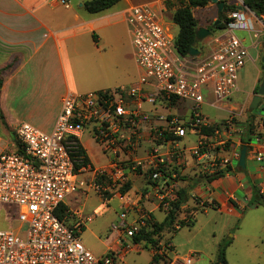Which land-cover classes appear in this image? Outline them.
I'll return each mask as SVG.
<instances>
[{
	"label": "built area",
	"instance_id": "built-area-1",
	"mask_svg": "<svg viewBox=\"0 0 264 264\" xmlns=\"http://www.w3.org/2000/svg\"><path fill=\"white\" fill-rule=\"evenodd\" d=\"M37 1L66 9L72 4V0ZM219 1L227 8L225 29L214 34L208 54L200 58L179 53L175 37L162 22V13L150 5L131 7L127 24L135 61L142 72L137 83L129 88L81 95L69 91L62 97L51 132L30 123H22L17 128L21 152L0 154V264H122L130 252L138 251L133 238L148 227L152 218L139 203L132 204L122 189L132 176L149 171L151 184L147 190L156 193L166 210L179 199L180 191L178 177L168 175L165 159L156 150L148 166L136 158H121L139 148L142 126L152 118L142 105H154L157 98L191 101L189 121L171 123L174 136L184 138L187 132L195 133L201 127L212 125L202 115V105L208 103L219 109L239 90V74L249 53L236 31H253L255 23L261 20L247 5L250 0ZM236 122V116L230 114L223 127L216 131L223 134L217 144L202 137L193 148V155L204 157L216 146L224 150L230 141L229 133L236 130ZM255 126L258 130L252 135L253 144L264 143V133L260 131L264 125L255 123ZM88 128L92 129L93 138L107 159L103 166L86 163L80 154V139ZM164 131L155 129L154 137L167 141ZM254 158L264 164V153L257 152ZM231 166L229 156L215 158L213 171L207 175ZM88 191L100 197L126 199L120 222L110 227L111 232L130 240L124 241L121 250H110L102 256L94 254L81 240L86 224L93 217L85 218L82 213L69 209L66 211L71 217L69 224L57 216L67 198ZM160 246L155 252L160 256L173 252L171 242ZM193 255L176 256L170 264H192Z\"/></svg>",
	"mask_w": 264,
	"mask_h": 264
},
{
	"label": "crops",
	"instance_id": "crops-1",
	"mask_svg": "<svg viewBox=\"0 0 264 264\" xmlns=\"http://www.w3.org/2000/svg\"><path fill=\"white\" fill-rule=\"evenodd\" d=\"M74 2H80L79 8L85 9L82 0H72V3ZM165 2L166 0H121L107 10L94 14L87 11L74 12L68 21H62L53 12V8H57L58 5H49L37 0H0V69H6L0 89V154L18 150L16 130L22 123L37 125L43 131L51 132L61 109L62 97L69 91L81 95L135 85L142 72L134 57L131 33L127 24L128 11L133 6L150 5L163 14L166 11ZM214 6L218 13L217 5L213 2L208 3L203 9L213 10ZM162 22L174 36L172 31L174 25H177L174 24L172 16L170 22L162 16ZM260 23L262 20L255 23L253 31H236V35L245 44L249 53L240 73L250 64L254 79L251 90H242L239 85L238 92L219 108L227 114L224 119L218 122L201 112L212 125L201 127L195 133L190 132L197 139L189 145L186 137L174 136L171 123L174 121L187 123L192 113V102L157 98L154 105L150 103L142 105L145 111H150L152 118L148 124L142 126L139 148L132 154L121 155L123 160L136 158L148 166L153 151L156 150L165 159L168 175L178 177L180 189L185 191L188 200L181 205L178 212V219L174 225L176 233L184 227H189H181L179 221L191 220L194 225L190 228H193L196 224L195 214L199 210L207 213L208 209H215L234 218H241L244 211L252 208L249 207V202L254 191L264 196V164L256 162L254 158L255 153H264V143L253 144L252 135L247 136L245 132V126L258 122L264 110L263 102L259 104L258 111L255 113L250 111L255 89L260 85L264 74L262 62L264 40H260L257 30V24ZM199 51L201 54L197 58L208 54ZM89 89L93 90L88 91ZM210 97L212 100V95ZM165 103L168 107L162 106ZM230 114L236 116L237 122L236 130L228 135L230 141L226 148L223 150L216 146L206 156L195 157L193 148L200 138H208L216 145L223 137V134L219 135L216 132L212 135L204 134L203 129L208 130L222 123ZM157 128L168 130V140L165 143L155 140L154 131ZM240 130L243 131L242 134L239 133ZM262 132L264 133L263 128ZM243 139H247L246 166L239 169L238 161L244 147ZM92 140L96 142L92 129L88 128L80 139L81 147L92 165L103 166L99 165V158L105 159L106 163L107 159L97 142L95 144L98 151L96 150L91 143ZM227 156L232 158V166L229 167L231 171L224 170L222 171L225 172L224 176L211 182L206 181L207 174L213 171L214 159ZM181 176L187 178L180 179ZM144 178H148L145 173L132 176L130 182H133L134 186L125 197L132 204L139 203L141 207L143 206L140 201L146 200L144 210L154 221L163 222L169 210L161 207L156 193L147 190L148 194H136L141 188L147 189L151 184L150 181L146 185L142 184ZM197 198H200V204L196 201ZM201 205L203 207H199ZM96 210L99 212L105 210V207L100 206ZM158 211L164 213L162 220L156 217ZM86 228L87 224L85 230ZM114 234L113 239L108 240L102 255L110 250H121L124 241H130L124 236ZM171 244L173 252L167 255L168 260L179 256L177 247L172 242ZM136 245L138 253L144 249L150 250L151 255L147 264H152L154 249L142 242ZM125 264L133 263L126 258ZM159 264H163V261Z\"/></svg>",
	"mask_w": 264,
	"mask_h": 264
},
{
	"label": "rangeland",
	"instance_id": "rangeland-1",
	"mask_svg": "<svg viewBox=\"0 0 264 264\" xmlns=\"http://www.w3.org/2000/svg\"><path fill=\"white\" fill-rule=\"evenodd\" d=\"M86 1L87 0H82V3H85ZM171 1L176 5L174 9L169 10L166 8V11L162 14L167 22H170L171 16L173 18V12L179 4L178 0ZM79 4L80 2L72 3L71 9L58 6L57 8H53V12L62 21H68L74 12L86 13L85 9L79 8ZM193 12L198 20L199 26H205L207 28L213 27V23L217 20L218 16H220L216 12L215 6L213 10L196 8ZM260 20H262V23L257 24V30L259 32L260 40L263 41L264 17L260 18ZM172 32L175 37L178 32V27L174 25ZM213 36L214 35L212 34L210 37L200 41V48L204 53L209 51ZM239 79V85L242 90H251L254 75L250 64L239 74ZM92 90L93 89H89L88 91ZM209 100H211V97L207 102H209ZM145 106L148 107L149 105ZM162 106L168 107V104L165 103ZM201 112L210 116L212 120L218 122L227 116L226 112L222 109L219 110L207 104L202 105ZM261 115H263L261 116L262 120L256 122L259 126L262 124L264 125V110L261 112ZM165 118L167 119L168 116ZM182 124L186 123L183 122ZM34 126L42 129L37 125ZM260 131L262 132V130ZM164 132L168 135V130ZM185 137L187 139L186 142L189 145L196 142L197 139V137L190 134V132H187ZM155 140L161 143L166 142L162 138L155 137ZM96 142H93L92 140L91 143L98 151L97 145L99 147L100 145ZM105 163V159L99 158V165H104ZM164 169L168 173V167L165 166ZM145 175L148 178H144L141 181L144 185L150 180L151 173L147 171ZM179 178L185 179L187 177L181 176ZM129 185L130 188H132L134 183L130 182ZM146 193L147 189L145 188H141L140 191L136 192V194L142 195ZM125 201L126 199H121L118 196L100 197L94 191H88L87 194L77 193L66 199V205L70 210L82 213L85 218L90 216L93 217L92 221L87 223V228L86 230L84 229L81 235V240L94 254L98 256L102 255L106 250V246L109 242L108 240L113 239L115 236L114 232L110 231V227L112 224L120 222L119 217L123 212L122 204H124ZM196 201L199 204L201 203L200 198H197ZM145 202L146 200L140 201V204L144 207ZM100 206L105 207V210H101L97 212V214H94V211ZM199 207L203 206L201 205ZM4 208L7 209L6 207ZM156 217L159 220H162L164 218V213L158 211ZM195 220L196 224L193 228L184 227L178 233H168V231H165L162 233L159 242L163 244L169 240L175 244L180 257L195 253L193 255V264H217L219 261V249L221 246L219 244L232 240L231 244L226 249V260L228 264H264V205L259 207L252 206L249 211H244V216L241 218H234L227 213L215 209H208L207 213L199 210L195 214ZM150 255V250L144 249L139 253L135 250L134 252H130L125 259L127 258V260H130L133 264H147ZM125 259L122 264H125ZM164 259L167 258L164 257Z\"/></svg>",
	"mask_w": 264,
	"mask_h": 264
},
{
	"label": "trees",
	"instance_id": "trees-1",
	"mask_svg": "<svg viewBox=\"0 0 264 264\" xmlns=\"http://www.w3.org/2000/svg\"><path fill=\"white\" fill-rule=\"evenodd\" d=\"M121 0H87L84 3V8L87 12L89 13H98L104 10H107L117 3H119ZM210 0H178V6L175 8L173 12V22L176 24L179 28L178 35L176 37V45L179 53L182 56L189 57V50L191 48H196L197 50H202L200 48V42L196 39V31L198 28H200L198 24V20L196 19L193 10L195 8H204L208 3H210ZM166 8L169 10L174 9L176 6L173 1L171 0H166L165 2ZM247 5L249 8L258 16V17H263L264 16V0H250ZM227 8L225 7L223 12L218 16L216 21H221L218 25L215 26V22L213 23V27H209L208 29L212 31L213 34L217 33L218 31H221L225 29V13H226ZM203 51V50H202ZM6 69H0V89L3 85L4 81V71ZM262 81V80H261ZM260 86V85H259ZM259 86L255 89V94L259 90ZM177 100L175 98H172V101ZM264 102V98L261 102V104ZM257 110H254L252 113H255ZM1 118L3 120V116L1 115ZM223 121L220 124L214 125L210 129H203L204 134L212 135L215 133L217 130L221 129L224 125ZM257 130V127L255 126V123H250L245 126V132L246 135H253L254 132ZM168 138V136H167ZM168 140V139H166ZM244 147L245 144L247 143V139H243L242 141ZM18 150L20 151V147L18 146ZM21 152V151H20ZM80 154L84 157V160L86 163H89V158L87 157V154L85 153L84 149L80 147ZM231 171L230 168L227 169L225 172ZM225 172H216L215 174L206 177V181H213L219 177H222L225 175ZM150 181V180H149ZM151 182V181H150ZM130 190V185H126L125 188L122 189V194L124 195L126 192ZM188 198L186 197L185 191L181 190L179 191V199L175 201L172 204L171 209L167 212V216L164 219L163 222H156L154 221L153 217L152 221L149 222L148 227L143 228L141 232L133 238V241L135 243H145L146 246H149L150 248H153L154 251L160 250V238L162 233L165 231L173 232L176 233V229L174 225L177 222L178 219V212L181 208V205L185 202H187ZM264 205V196L258 193L257 191L253 192L252 199L249 202V207L252 206H261ZM69 210V207L67 205L62 204L57 211V216L71 224V217L68 216L66 211ZM179 224L181 227L184 226H189L192 227L194 225L193 221H188L183 220L179 221ZM168 242H170L168 240ZM166 242V243H168ZM232 240L225 241L221 244L220 246V251H219V261L217 264H228L226 260V249L227 247L231 244ZM173 248V247H172ZM167 258V256H165ZM161 261H163V264H170L171 260L164 259V256H160L157 253H154L153 259H152V264H159Z\"/></svg>",
	"mask_w": 264,
	"mask_h": 264
},
{
	"label": "water",
	"instance_id": "water-1",
	"mask_svg": "<svg viewBox=\"0 0 264 264\" xmlns=\"http://www.w3.org/2000/svg\"><path fill=\"white\" fill-rule=\"evenodd\" d=\"M211 2L215 3L218 8V15H220L223 12L224 9V2L219 1V0H210ZM82 5V4H81ZM221 21H216L215 26L218 25ZM196 39L200 42L203 41L204 39L210 37L212 35V31L209 30L208 28L200 27L195 33ZM263 49V57H262V62L264 64V43L262 45ZM200 51L197 50L196 48H191L189 50V56L190 57H198L200 56ZM264 98V74L262 76V81L259 86L258 92L255 94L253 97L251 104H250V111L257 110L259 107V104L261 103L262 99ZM246 152H247V147H243L240 153L239 161H238V167L239 169H244L246 166Z\"/></svg>",
	"mask_w": 264,
	"mask_h": 264
}]
</instances>
